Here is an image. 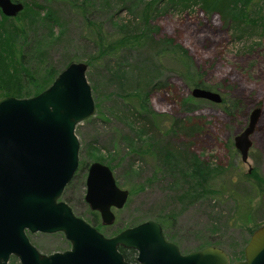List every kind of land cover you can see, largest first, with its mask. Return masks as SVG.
<instances>
[{"label": "rangeland", "instance_id": "rangeland-1", "mask_svg": "<svg viewBox=\"0 0 264 264\" xmlns=\"http://www.w3.org/2000/svg\"><path fill=\"white\" fill-rule=\"evenodd\" d=\"M21 1L25 12L32 10L36 18L48 6L54 17L30 21L27 16L5 19L0 14V39L25 52L28 70L46 78V71L58 70L69 59H89L85 76L95 109L74 125L79 168L91 160L109 164L116 184L128 190L124 204L111 208L112 224L100 225L99 232L110 236L153 220L163 223L165 234L182 251L214 245L223 249L229 262L240 259L252 230L264 223V205H260L264 193L255 191L258 181L248 173V167H255L264 178V31L258 27L233 37L229 23L224 24L216 12L206 14L198 5L154 11L157 0ZM39 3L42 7H34ZM239 3L236 0V7ZM147 7L149 35L140 46L97 56V34L115 37L122 23ZM250 11L259 14L264 24V0H252ZM18 24L25 25L23 35L15 31ZM115 63L124 70L116 71ZM134 80L141 84L139 97L126 94ZM193 80H202L219 92L221 100L193 97ZM233 98L241 99L243 107L228 113L225 107ZM190 105L193 110L188 109ZM254 106L260 112L243 162L233 136ZM190 115L199 125L197 132L180 136L167 131L175 118ZM140 122L157 134L160 145L180 147V141L188 142L192 158L172 169L174 161L157 152L154 138L140 130ZM202 171L209 175L198 177ZM83 193L82 172L77 169L60 197L90 223ZM27 236L44 251L68 247L60 232Z\"/></svg>", "mask_w": 264, "mask_h": 264}, {"label": "water", "instance_id": "water-1", "mask_svg": "<svg viewBox=\"0 0 264 264\" xmlns=\"http://www.w3.org/2000/svg\"><path fill=\"white\" fill-rule=\"evenodd\" d=\"M22 7L21 0H0L5 15H15ZM85 69L84 61L70 60L37 93L0 96V264H6L10 252L19 256L20 264H128L117 245L134 249L140 264H227L226 255L213 246L180 255L163 240L153 220L105 237L57 200L78 163L74 125L95 109ZM190 94L221 100L219 92L198 85L190 88ZM259 112L258 106L252 107L245 125L233 136L243 162ZM85 186L89 208L98 211L102 224H110V207L120 208L128 190L116 184L109 166L99 160L88 164ZM24 228L62 231L70 249L40 255L28 243ZM232 264H264V223L250 233L243 259Z\"/></svg>", "mask_w": 264, "mask_h": 264}, {"label": "trees", "instance_id": "trees-1", "mask_svg": "<svg viewBox=\"0 0 264 264\" xmlns=\"http://www.w3.org/2000/svg\"><path fill=\"white\" fill-rule=\"evenodd\" d=\"M235 2L236 0H157L156 5L153 6V10L161 11L162 8L167 9L170 7L181 9L185 8V6L198 5L200 9L206 14L209 15V13L211 12H216L224 22V24L229 23L230 33L233 37L239 38L245 34H250L254 29L258 27L261 29V31H264V24H262L260 21V15H254L250 11V4L252 0H240V3L237 7L235 5ZM150 3L151 2L146 3V6H148ZM34 7L40 8L42 6L39 3ZM49 7L50 6L45 7L44 14L36 18L32 10L27 11L29 13L25 12L26 6L25 4H23L22 9L18 12V17L27 16L30 21H48L54 18L51 14V7ZM0 14L6 19V16H4L2 13ZM148 16L149 12L147 7L146 9L142 10L138 17H130L125 23H122V30L118 31V35H116L115 37L106 38L97 34V40L95 41V44L97 46V56H102L104 54L110 53L116 54L123 49L129 50L131 48L140 46L141 41H144L143 39H146L149 35V27L145 26V21L147 20ZM258 22H260L259 26L257 25ZM24 30V24H18L15 27V31L18 34L20 32V34L23 35ZM10 42L11 41H8L7 39H0V96L8 94L15 96H28L37 93L39 90H41L51 82L52 78L60 68L58 70H51L48 73L46 71V78H38L36 74H34V72L27 69L25 52L15 51ZM176 57L181 58L179 54H177ZM89 58H92V56H90ZM6 60L10 61L9 65L5 64ZM68 61H70V59ZM68 61H66V63ZM84 62L86 63V65H88L89 59L85 60ZM115 64L117 65L116 71L124 70L123 67H119L117 63ZM8 66H10V68ZM193 83L194 85L206 87V84L202 80H193ZM140 85V81L134 80L127 88L129 89L128 92L130 93L127 92L126 94L139 97V88H141ZM90 90H92V88H90ZM145 93L147 95L148 90H146ZM145 98L146 97H143V100H145ZM143 105L141 104V106ZM242 107L243 104L241 99L233 98L230 99V105L225 107V109L228 113H230L231 108L240 110ZM188 109L193 110L194 106L190 105ZM133 114L138 115L136 116L137 118L141 117V115L137 112ZM192 116L193 115L187 116L186 119L175 118L172 121V126L167 131H171L172 133L178 134L180 136H187L197 132L199 125L198 123L194 122L195 120ZM140 124V130L143 132L149 131L152 138H154L152 146L157 150V152L163 151L164 154L168 155L169 158L174 161H172L173 165L170 166L172 169L178 168L183 164V162H186V160H182L188 159V157L189 159L192 158L193 152L187 150L188 142L180 141V147H177L173 144L168 145L166 144V142L160 145V139L159 137H157V134L154 131L147 130V127L144 126L145 122H140ZM249 170L250 171L248 173L253 175L258 181V185H253L255 191H258L260 195H262L264 193V178L258 175L255 167L249 168ZM198 173V177L201 178L206 177L208 174L206 171ZM198 185L200 186V188H202L201 183H198ZM260 205H264V203H260ZM259 225H256L255 228Z\"/></svg>", "mask_w": 264, "mask_h": 264}, {"label": "flooded vegetation", "instance_id": "flooded-vegetation-1", "mask_svg": "<svg viewBox=\"0 0 264 264\" xmlns=\"http://www.w3.org/2000/svg\"><path fill=\"white\" fill-rule=\"evenodd\" d=\"M11 1H17V0H11ZM19 11H20V10H19ZM19 11H18V12H19ZM18 12H17L15 15H5V14H3V13L0 11V13H2L4 16H6V18L14 17V16H16V15L18 14ZM89 163H90V161L82 163L81 168H79V162L77 163V166H76V168L74 169V171H73V173H72V176H71V177L69 178V180L63 185V187H62V189H61V191H60L59 197L57 198V200H62V201H64V203L69 207L70 212L72 213V215L75 216V217H77V218H79V219H81V218H80L79 216H77V215L72 211L71 207H70L69 204L67 203V200L65 201V200L62 199L60 196L64 193V190L68 187V184H69L70 180L73 178V176H74V174H75V171H76L77 169L79 170V172H82L83 183H84V193H85V189H86V186H85V178H86L87 167H88V164H89ZM109 168H110V167H109ZM84 193H83V200H84V204L86 205V208L88 209V211H89V213H90V215H91V222L88 223V222L84 221L83 219H81V220H83L84 222H86L88 225H90L91 227H93L94 229H96V230L99 232L98 227H99L100 225H110V224H112L113 221H112L110 224H102V223H101V220H100V217H99V213H98V211H97V210H94V209H90V208H89V205L86 203V200L84 199ZM111 208H114V207H110V211H111ZM112 214H113V213H112ZM97 220L99 221L98 223L96 222ZM113 220H114V216H113ZM169 220H170V219H169ZM155 222H157V221H155ZM139 223H140V222H139ZM157 223H158L159 226H160V229H161V235H162L163 240H164L165 242H168V243H171L172 245H174V246L177 248V251H178V253H179L180 255H186V254H188V253H190V252H194V251H197V250H201V249H203V248H205V247H207V246H213V247H217V248H219V249H220V250L226 255V257H227V264H232V263H234L235 261H241V260L243 259V249H242V257H241L240 259L234 260L233 262H229L230 258H229V257L227 256V254L223 251V249L220 248V247H218V246H214V245H206V246H203L202 248H199V249H196V250L182 251L181 249H179V246L177 245V243H176L173 239L169 238L168 235L165 234V230H164V227H163V223H162V222H157ZM137 224H138V223H137ZM135 225H136V224H135ZM132 226H134V225H131V226H128V227H132ZM128 227H125V228H128ZM125 228H123V229H125ZM123 229H121V230H123ZM121 230H119L118 232H116V233H114V234H112V235H110V236H105V235H103L101 232H100V233H101L103 236H105V237H111V236H114L115 234L119 233ZM55 232H60V233L63 235L64 239L68 242V247H67V248L62 249V250H49V251L41 250L40 248H38L35 244H33V243L29 240L27 234H30V233H31V234H34V233H35V234H36V233H38V234H50V233H54V232H42V231H33V232H30L29 230H27V229H25V228H24V230H23V234H24V236L26 237L28 243H29V244H30V245H31V246L37 251L38 254H40V255H45V256H47V255H49V254H51V253H54V252H63V251H66V250H69V249H70V243H69V241L65 238L63 232H62V231H55ZM116 248H117V250L121 253V255H122V257H123V260H124L125 262H127L128 264H140V263L136 260V255H137V253H136V251H135L134 249H132V248H125V247H122V246H120V245H117ZM5 263H6V264H20L19 256H18L17 254H15V253H12V252L8 253V254H7V258H6Z\"/></svg>", "mask_w": 264, "mask_h": 264}]
</instances>
